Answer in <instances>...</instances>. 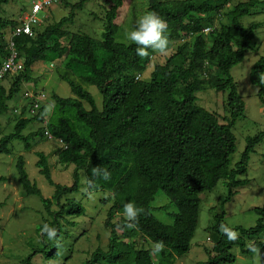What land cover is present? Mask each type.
Instances as JSON below:
<instances>
[{"label":"trees","instance_id":"trees-1","mask_svg":"<svg viewBox=\"0 0 264 264\" xmlns=\"http://www.w3.org/2000/svg\"><path fill=\"white\" fill-rule=\"evenodd\" d=\"M86 1L71 4L67 16L42 29L41 23L34 26L32 36H12L21 19L0 14V64L8 52L11 36L23 63L22 70L9 72L8 87L0 82V114L7 112L8 102L20 91L23 82L37 81L31 75L32 66L52 57L46 54L50 48L57 58H66L65 70L58 74L71 91L67 97L53 95L45 129L53 138L61 140L60 161L73 164V182L70 185L55 182L47 155L36 151L38 171L54 188L51 197H44L28 176L24 156L16 158L15 168L22 189L39 197L47 215L36 227L43 247L33 249L22 264H32V258L38 253L46 259H57L54 241L67 233L66 225L77 224L69 218L85 214L80 201L64 198L78 191L79 171L84 172L90 191L109 190L112 194V205L105 220L109 229L107 246H97L82 264H173L189 250L198 221L199 194L212 190L222 180L228 189L221 202L223 208L235 193L234 188L248 182L238 177L247 173L250 154L264 140V127L246 136L239 159L231 163L236 151L232 128L243 116L245 103L230 71L242 61L258 26L253 23L245 27L240 19L251 14L257 5H264V0L238 1L225 13L222 10L228 0H148L147 11L156 12L168 24L169 49L175 44L164 62H154L148 79L141 74L151 61L153 50L148 49L149 56L141 58L136 54V44L115 40L118 31L115 19L123 0H109L100 40L67 29L73 22L75 9ZM5 2L0 0V11ZM64 4L69 6L66 1ZM207 27L210 30L205 33L203 29ZM74 68L85 74L79 79L74 77L71 72ZM263 74L264 52L250 70V81L258 86L257 97L264 105ZM83 85L96 87L101 95L100 106ZM205 88L227 91L229 117L225 123L220 122L215 112L196 103V92ZM21 113L15 119L13 131L0 136V153L8 154L13 140L22 141L24 149L29 150L30 140L43 136L40 129L26 135L22 131L29 123L44 120V108L39 107L29 117ZM97 166L105 168L110 179L94 177L92 169ZM5 180V176H0V182ZM159 190L176 209L171 213L172 224L161 222L152 213L151 201ZM126 202H134L144 209L134 228L125 226L123 204ZM3 204L0 202V208ZM252 210L257 219L249 227L230 226L224 220V209L214 214L208 227L213 242L205 249L204 264L232 262L233 246H238L242 254H251L250 244L261 250L264 259V203ZM114 213L120 214L116 222L111 221ZM45 224L55 230L52 236L42 231ZM221 224L238 232V239L229 241L219 230ZM139 238L152 244L163 241L165 250L152 255L151 247L140 245Z\"/></svg>","mask_w":264,"mask_h":264},{"label":"rangeland","instance_id":"rangeland-1","mask_svg":"<svg viewBox=\"0 0 264 264\" xmlns=\"http://www.w3.org/2000/svg\"><path fill=\"white\" fill-rule=\"evenodd\" d=\"M33 0H7L2 4L0 14L10 18L21 19L29 9ZM68 2L69 6L64 3ZM79 0H59L51 6L48 11L38 14L43 26L67 16L70 5ZM222 13H225L234 3L243 0H228ZM230 4V5H229ZM109 0H87L81 8L74 11L73 22L67 25L72 32L87 33L94 39L102 38L104 27L103 16ZM229 5V6H228ZM148 0H123L122 6L117 11L115 22L118 24V31L115 40L125 44L132 43L126 38V33L134 29L138 18L147 12ZM225 20V17H224ZM243 26L248 27L253 23L258 26L254 30V37L250 47L246 50L240 63L231 68V75L237 83L238 92L245 103V110L232 128L236 136V151L231 156V163H235L245 147V137L254 135L264 127V105L257 97L258 86L250 81V70L253 63L264 52V5H257L252 13L240 19ZM218 21H216V24ZM7 35L6 38H9ZM1 42V41H0ZM51 44V42H49ZM161 55L154 52L150 62L146 66L141 77L148 79L153 69L154 62H164L167 56L173 51ZM46 54L45 60L38 61L32 66L31 75L37 77L36 82H23L20 91L8 102L7 112L0 114V136L13 131L15 119L19 118L18 113L22 112L25 117L34 115L31 106L35 101L44 108V120L31 122L22 131L26 135L29 132L40 129L43 136H36L31 139V148L24 149L23 142L13 140L10 144L11 150L8 154L0 153V176L6 180L0 182V202H4L0 208V264H22L25 256L33 249L43 247L42 240L36 227L47 217L39 197L24 192L19 181L15 168L18 155H23L25 168L31 181L36 182L44 197H51L54 188L50 186L45 178L39 173L36 166V151L44 152L48 157L51 176L55 182L70 185L73 182V164H66L60 161L59 150L62 143L59 139L49 138L44 133L46 120L51 114L45 111L46 106L54 103L53 95L62 97L71 96L68 84L61 80L59 72L65 70L66 58L54 56L51 48ZM74 77L84 75V71L78 68L71 69ZM6 74L0 82L8 87L11 77ZM264 79V74H263ZM94 96L98 106L101 104V95L93 85H83ZM43 93V95H40ZM196 103L205 109L215 112L220 122L225 123L229 117L226 107L227 91L216 92L212 88H205L196 92ZM39 100H36V98ZM87 107L88 105L85 104ZM36 114V113H35ZM80 185L77 192L66 197L80 201L85 207V214L69 219L77 224L73 227L65 226L67 233L58 240L55 246L58 251L57 259H46L41 253L32 258V264H82L89 257V254L97 247L107 246L109 229L105 226L108 210L112 205V194L109 190L88 189V180L84 172L79 171ZM238 179H246L248 182L234 188L235 193L221 207L222 200L226 197L228 189L220 180L210 191H203L199 194L200 205L197 226L190 242L187 253L177 257L173 264H204L207 259L205 249L212 246V238H209L208 227L213 222L215 213L224 209V220L230 225H242L249 227L254 225L257 215L253 207L261 206L264 203V140L255 146V151L250 154L247 173L239 176ZM64 200V199H63ZM62 200V201H63ZM153 215L165 224H172V212L176 209L170 199L159 190L151 201ZM57 209L56 205L52 206ZM120 214L114 213L111 221L116 222ZM209 238V239H208ZM138 243L150 248L152 243L139 238ZM260 250V249H259ZM234 256L232 262L226 264H258L253 253L242 254L238 246L230 250ZM156 258V257H155ZM259 264H264L262 252H259Z\"/></svg>","mask_w":264,"mask_h":264},{"label":"clouds","instance_id":"clouds-1","mask_svg":"<svg viewBox=\"0 0 264 264\" xmlns=\"http://www.w3.org/2000/svg\"><path fill=\"white\" fill-rule=\"evenodd\" d=\"M168 31L167 22L161 18L154 11H147L141 15L136 23L134 29L126 33V38L137 45L136 54L141 58H146L149 56L148 49H152L153 52L159 53L161 55H167L169 53V38L166 35ZM264 83V80H262ZM52 105H48L45 108L46 112L51 110ZM92 175L94 177H99L104 180L110 179V173L100 166L94 167L92 169ZM113 195V199H114ZM144 209L138 207L134 202H126L123 204V218L125 220V226L127 228H134L138 225L139 217L143 213ZM221 233L227 236L229 241H236L238 239V232L233 228L221 224L219 226ZM42 231L47 232L49 236H52L54 229L49 225L45 224ZM165 250V244L163 241L153 242L150 254L156 255ZM249 250L256 256L259 264V248L254 244L249 245Z\"/></svg>","mask_w":264,"mask_h":264},{"label":"built area","instance_id":"built-area-1","mask_svg":"<svg viewBox=\"0 0 264 264\" xmlns=\"http://www.w3.org/2000/svg\"><path fill=\"white\" fill-rule=\"evenodd\" d=\"M58 1L59 0H33L28 11L21 18V22L15 27L12 36L21 34L32 36L34 33L33 27L41 23V19L38 14ZM209 30V27L203 29L205 33ZM12 36L8 42V52L0 64V79H2L10 71L16 72L23 69V63L18 56L17 50L15 49ZM40 95H43V93H40ZM36 100H39V98L37 97ZM39 107V104L35 101V103L31 106V112L35 114L39 110ZM44 133L47 137H52L47 129H45Z\"/></svg>","mask_w":264,"mask_h":264}]
</instances>
